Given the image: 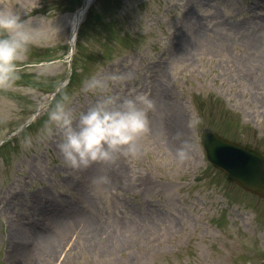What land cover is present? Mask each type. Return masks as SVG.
I'll return each mask as SVG.
<instances>
[{
  "label": "rangeland",
  "instance_id": "rangeland-1",
  "mask_svg": "<svg viewBox=\"0 0 264 264\" xmlns=\"http://www.w3.org/2000/svg\"><path fill=\"white\" fill-rule=\"evenodd\" d=\"M80 2L0 0L34 28L24 77L0 92V264H264V200L201 142L212 128L264 154V0H96L71 55ZM93 78L121 98L147 94L151 131L137 157L74 171L45 125L64 95L77 114L94 104Z\"/></svg>",
  "mask_w": 264,
  "mask_h": 264
},
{
  "label": "clouds",
  "instance_id": "clouds-1",
  "mask_svg": "<svg viewBox=\"0 0 264 264\" xmlns=\"http://www.w3.org/2000/svg\"><path fill=\"white\" fill-rule=\"evenodd\" d=\"M32 23L33 19L22 20L19 11L0 10V92L13 90L21 78L29 45L34 42ZM31 67L37 75L51 71V68ZM84 87L85 91L99 93L94 104L77 114L70 107V98L64 95L49 113L45 125L48 136L59 137L57 148L63 163L74 171H84L93 165H113L121 156L137 157L142 140L151 131L149 113L155 110V102L143 93L125 98L108 94L102 79L93 78ZM35 91L27 90L29 94ZM30 146L31 140H26L24 147ZM188 148L185 144L177 150L181 163L189 158ZM95 182L110 181L102 175Z\"/></svg>",
  "mask_w": 264,
  "mask_h": 264
},
{
  "label": "water",
  "instance_id": "water-1",
  "mask_svg": "<svg viewBox=\"0 0 264 264\" xmlns=\"http://www.w3.org/2000/svg\"><path fill=\"white\" fill-rule=\"evenodd\" d=\"M202 139L215 167L224 170L230 180L264 197V161L259 152L228 142L210 130L203 132Z\"/></svg>",
  "mask_w": 264,
  "mask_h": 264
},
{
  "label": "bare ground",
  "instance_id": "bare-ground-1",
  "mask_svg": "<svg viewBox=\"0 0 264 264\" xmlns=\"http://www.w3.org/2000/svg\"><path fill=\"white\" fill-rule=\"evenodd\" d=\"M86 11H87V7L85 8V7H83V8H81L80 10H79V12H78V14L76 15V17H75V20H74V25H73V31H74V33H75V31L78 29V25H80V22H81V19L83 18V16L85 15V13H86ZM79 16V20H78V17ZM73 41H74V39L72 40V42H71V44H73ZM173 111H171V114L173 113V115L171 116V117H173V118H177L176 117V115L174 114L175 113V111L174 110H177L176 109V107L174 108V109H172ZM93 226V225H92ZM91 226V227H92ZM53 241V239L51 238V236H48V237H46L45 239H44V242H46V243H51Z\"/></svg>",
  "mask_w": 264,
  "mask_h": 264
}]
</instances>
